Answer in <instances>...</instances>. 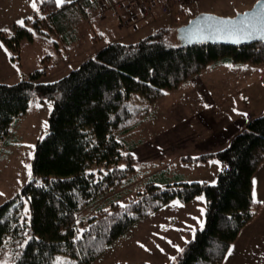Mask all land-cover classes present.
<instances>
[{
	"label": "trees",
	"instance_id": "obj_1",
	"mask_svg": "<svg viewBox=\"0 0 264 264\" xmlns=\"http://www.w3.org/2000/svg\"><path fill=\"white\" fill-rule=\"evenodd\" d=\"M111 1L74 0L57 7L55 0H38V13L23 26L13 24L9 34L0 30V41L12 57L18 56L22 40L32 42L33 34L42 40L55 35L68 46L78 26ZM183 7L174 14H182ZM133 16L143 17L139 11ZM172 30L162 26L136 43H111L53 83L38 82L48 66L45 56L42 69L0 84V152L13 139L32 97L51 106L47 132L35 144L29 181L0 205V257L11 264H92L135 223L171 201L187 203L202 195L203 227L170 264H222L257 209L252 176L264 162V112L249 119L222 150L188 157L189 162L216 158L224 166L214 185L171 183L161 172V185L149 181L124 206L96 207L87 227L78 228L77 214L135 172L131 152L137 144L131 138L152 104L208 66L264 64L262 42L183 46L177 33L176 43L171 42Z\"/></svg>",
	"mask_w": 264,
	"mask_h": 264
},
{
	"label": "rangeland",
	"instance_id": "obj_2",
	"mask_svg": "<svg viewBox=\"0 0 264 264\" xmlns=\"http://www.w3.org/2000/svg\"><path fill=\"white\" fill-rule=\"evenodd\" d=\"M37 1L0 0V30L9 34L13 24H19L18 21L24 22L34 13H38ZM256 1L196 0L185 5L182 14H174L177 9L175 7H171V13L167 14L159 9H153L142 14L143 17L137 16L132 20L117 4V0H112L111 4L108 3L93 13L91 21H83L78 26L76 40L68 46L55 35L42 40L33 34L32 42L22 40L18 56L12 57L13 54L0 41V84L16 83L33 71L42 69L44 67L42 60L45 56L49 58L48 66L38 82L53 83L111 43L133 44L153 34L162 26L174 28L170 40L176 43V30L198 14L208 13L219 17H234L250 9ZM33 2L36 5L35 9L32 7ZM66 2L68 0H65ZM236 65H239V70L230 71L221 64L208 66L209 68L204 70L205 73L193 77L175 91L166 93L162 99L150 106L148 115L131 138L137 144L131 152L135 172L93 206L77 214L80 232L87 227L90 217L95 215L96 207L103 206L107 210L114 204L124 206L134 201L149 181L158 185L162 184H159L157 180L161 172L165 173L167 181L171 183L177 180L204 182L208 185L216 183L217 176L224 167L216 158H211L206 162L187 160L188 157L211 153L206 150L199 151L202 134L205 137L208 131L214 132L219 126L222 127V124L226 125L223 118L228 115L229 119L234 120L232 124L235 122L236 115L232 116L226 110L231 107L230 103L228 101L225 103L224 97L220 96L224 94L222 82L230 80L231 82L245 81L248 83L250 82L249 77L252 76L251 73H254L250 66H264V64ZM219 68H224V70ZM232 72L236 74L232 75ZM255 72L259 74V71ZM255 81V77H252L251 82ZM189 82H192V85ZM242 84L245 85V83ZM253 88L256 92L246 87L234 90L243 91L242 100L244 102L238 105V111H244L245 108L255 111L254 108H256L257 112L262 110L264 112L262 108L264 74L257 84L255 82ZM231 91L233 90L228 89L225 93ZM256 93L260 96L252 104L250 100L254 99ZM204 103H211L222 108L221 113L215 114L208 106L202 109ZM246 103L252 105L246 107ZM207 108L209 110H206ZM50 110L51 106L47 101L41 102L36 97H32L27 112L12 130L14 140L9 139L10 143L7 147L2 145L0 205L17 194L29 181L35 144L47 132ZM216 115H219L217 118H221V123L213 126L208 121ZM253 117L255 116L249 119ZM230 122L231 120L228 124L232 127ZM237 122L239 123L237 126H242V128L245 126L241 124L244 122H239L238 119ZM227 128L225 126L223 129ZM214 161L216 163H213ZM252 181V198L257 204V209L253 219L241 229L243 230L240 231L241 234L239 232V242L237 241V244L241 242L249 248L234 249L240 250L237 254L240 258L234 261L227 258L225 264H264V248L260 249L261 243L264 247V163L256 170ZM199 197L203 196L199 195L187 203L171 201L135 223L127 233L112 242L92 264H170L172 258L178 253L177 248L182 249L185 243L193 237L197 227H201L200 222L204 223L205 199L204 197L202 200L198 199ZM201 209H203V214ZM254 246L257 248H250ZM0 264H11V262L0 257Z\"/></svg>",
	"mask_w": 264,
	"mask_h": 264
},
{
	"label": "water",
	"instance_id": "obj_3",
	"mask_svg": "<svg viewBox=\"0 0 264 264\" xmlns=\"http://www.w3.org/2000/svg\"><path fill=\"white\" fill-rule=\"evenodd\" d=\"M262 23L264 0H257L250 9L234 17L198 14L179 27L176 33L183 46L216 44L240 47L256 42L264 43V31L260 30Z\"/></svg>",
	"mask_w": 264,
	"mask_h": 264
},
{
	"label": "crops",
	"instance_id": "obj_4",
	"mask_svg": "<svg viewBox=\"0 0 264 264\" xmlns=\"http://www.w3.org/2000/svg\"><path fill=\"white\" fill-rule=\"evenodd\" d=\"M222 65V64H221ZM224 66V68L226 69H230L231 70H239L240 68L238 67L239 65H222ZM209 68V67H208ZM224 68H219V69H222L224 70ZM250 69L252 70V72L254 73H251L252 76L249 77L250 79V82L246 83L245 81H230V80H225V82H222L223 86H224V94H220V96L222 95L225 99V103H227V101L230 103V108L226 109V108H223V109H226L227 112L229 111L231 113V115H236V119H235V122L232 124V119H229V115L224 117L223 118V121L224 123H227L226 125H223L222 124V127L219 126L218 129H216L217 131H208V134L207 136L204 137V134H202V138H200V148H199V151H203V150H206L207 152H211V153H214V152H217L219 150H222L229 142L230 138L232 135H234L235 133H237L238 131L237 130H240L242 129V126H237L239 123L237 122V119L238 121H242L244 123H241L243 126L245 125V123L247 122V120L251 117V116H257L259 114H261L263 112L262 111H256L257 109H255V111H249L245 108V110H240L238 111V105L240 103H243L244 101L242 100L243 99V91H234L235 89H245L246 88H249V89H253L255 92H256V89H254L253 87L255 86V82L257 84L258 80H260L262 74H264V66H250ZM255 71H259V74H255L256 72ZM221 72V71H219ZM202 73H205V71H203ZM236 73L232 72V75H234ZM252 77H255V82H251V79ZM263 78V77H262ZM218 81V80H217ZM224 81V80H222ZM245 83V85H243L242 83ZM190 83V82H189ZM188 83V84H189ZM192 85V82L190 83ZM259 85V84H258ZM257 85V87H258ZM233 90L231 92H228L227 94L225 93L226 90ZM254 92V93H255ZM255 97L254 99L251 98L250 101H252L251 103H255L258 99V97L260 96L259 94H254ZM249 98V97H248ZM263 99V97H262ZM255 101V102H254ZM263 102V100H262ZM235 103H238V104H235ZM232 104L234 105V107L232 108ZM252 104H245L246 107H250ZM211 107L209 108L210 111L212 110L215 114L218 113L220 114L221 113V109L222 108H218L216 107L215 105L211 104V103H204V106L202 107V109L204 107ZM264 106V104H263ZM262 106V108H264ZM260 108V110L262 109ZM208 108L206 110H209ZM228 112V113H229ZM219 115H216L215 117H213V119L211 120V118H209V124H212L213 126H215V124H220L221 122V118H217ZM231 120V125L232 127L228 124V122ZM213 122V123H212ZM228 127L227 129H223L224 127ZM231 127V128H230ZM220 129V130H219ZM201 149V150H200ZM208 149V150H207ZM202 153V152H200ZM194 156V155H193ZM264 163V162H263ZM254 175V174H253ZM253 177V176H252ZM252 196H253V181H252ZM201 228V227H200ZM197 227L196 230L200 229ZM243 230H241L242 232ZM240 232V234H241ZM240 234L238 235V237L236 238V240L231 244V246L229 247L225 257H224V262L223 264L226 263L227 261V258H230L231 261H234L235 259H238L240 257H238V252L240 250H234V249H238V248H249V247H246L244 244H242L241 242L239 244H237L239 241H238V238L240 236ZM238 241V242H237ZM250 248H257V247H250ZM264 248L263 247V243H261L260 245V249ZM230 256V257H229ZM263 262V261H262Z\"/></svg>",
	"mask_w": 264,
	"mask_h": 264
},
{
	"label": "built area",
	"instance_id": "obj_5",
	"mask_svg": "<svg viewBox=\"0 0 264 264\" xmlns=\"http://www.w3.org/2000/svg\"><path fill=\"white\" fill-rule=\"evenodd\" d=\"M196 0H117V4L122 7L128 16L134 19L136 11L141 14H146L153 9H159L164 13H167L172 8L183 7Z\"/></svg>",
	"mask_w": 264,
	"mask_h": 264
},
{
	"label": "snow or ice",
	"instance_id": "obj_6",
	"mask_svg": "<svg viewBox=\"0 0 264 264\" xmlns=\"http://www.w3.org/2000/svg\"><path fill=\"white\" fill-rule=\"evenodd\" d=\"M68 2H70V0H68ZM55 3H56V6L57 7H60L63 3H65V0H55ZM32 7L35 9L36 5H35V2H33V5ZM19 24H21V26H23V21H18ZM255 28V26L253 25V29ZM261 31H264V23L261 24V28H260ZM251 34V33H250ZM213 163H216L215 161ZM29 176H31V171H29ZM2 195V194H0ZM198 199H203V197H199ZM178 204V202H176ZM201 212L203 214V209H201ZM25 213L27 214V208H25ZM200 226L201 228L203 227V223L202 221L200 222ZM141 247H143V245H141ZM177 251L178 252H182L183 249H179L177 248ZM172 259H175V257H173Z\"/></svg>",
	"mask_w": 264,
	"mask_h": 264
}]
</instances>
